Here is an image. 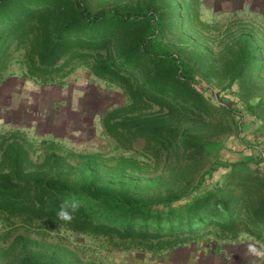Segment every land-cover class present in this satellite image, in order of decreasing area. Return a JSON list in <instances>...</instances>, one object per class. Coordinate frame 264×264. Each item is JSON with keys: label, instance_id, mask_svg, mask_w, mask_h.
Listing matches in <instances>:
<instances>
[{"label": "trees", "instance_id": "1", "mask_svg": "<svg viewBox=\"0 0 264 264\" xmlns=\"http://www.w3.org/2000/svg\"><path fill=\"white\" fill-rule=\"evenodd\" d=\"M201 3L110 0L93 7L89 0H0V85L16 73L17 63L23 77L45 85L64 83L73 66L82 65L125 99L101 116L110 145L123 151L115 157L77 153L61 138L37 140L21 128L0 135V264H120L111 254L115 249L130 258L136 251L164 258L180 246L242 234L263 247L264 169L250 166L254 155L244 163L209 161L192 190L185 184L152 197L138 190L141 176L156 169L142 157L151 156L156 166L182 157L201 168L216 154L220 147L212 134L191 133L186 125L217 109L231 113L222 89L264 67V37L254 26L219 51L218 65L206 62L212 49L190 48L195 40L212 41L203 30L218 27L202 19ZM205 64L209 70L219 66L221 82L227 81L219 91L199 79L197 67ZM220 162L228 177L238 176L241 193L226 190L221 177L211 178ZM143 181L149 189L159 178ZM21 228L42 235L64 228L83 239L74 248L61 236L48 242ZM80 248L95 259L85 262ZM133 259L129 264H139Z\"/></svg>", "mask_w": 264, "mask_h": 264}, {"label": "rangeland", "instance_id": "2", "mask_svg": "<svg viewBox=\"0 0 264 264\" xmlns=\"http://www.w3.org/2000/svg\"><path fill=\"white\" fill-rule=\"evenodd\" d=\"M108 1L110 0H89L93 7ZM215 1L201 0L202 19L218 26L203 30L205 35L211 36L212 41L206 42V39L203 38L195 40L196 42H192L190 48L212 49V54L209 57L205 56L206 62L209 64L216 62L218 65L219 51L226 48L228 43L233 42L239 31L244 32L246 28L254 26L259 29L264 37V19L248 10H225L227 5L222 6L223 10H210V4ZM227 26L234 33L230 30V34L224 38L223 35L225 36V34L223 33L226 32L224 30ZM197 45L201 46L198 47ZM205 52L207 54L206 50ZM77 63L75 60L74 64L77 65ZM215 67L209 70L206 64L204 66L198 65L197 70L199 79L204 86L210 83L214 86V90L219 91L227 81L221 82L223 79L218 75L220 74L218 72L219 66H217V70ZM13 69L16 73L0 86V135L21 128L30 137L37 140L43 137L48 139L61 138L67 147L77 153H94L103 155L104 158H110L123 152L122 149H116L110 145V139L105 137L100 124L104 110L125 102L123 92L119 88L106 86L104 81L91 75L82 65L75 68L73 66V69L64 78V83L55 85H45L23 77V69L18 63L13 66ZM17 77H20L25 83L19 81ZM206 78H209V82ZM19 82L22 83V87L16 91L15 85ZM221 94L226 99L225 102L231 107V113L224 109H217L211 117L200 121H191L186 125L191 133H199L203 136L212 134L211 139L218 143L220 150L209 156L204 165H200L201 168H196L191 161L182 157L171 156L167 158V161L162 160L157 163V166L151 156L142 157L144 162L153 166L154 169L156 168L152 172H145L143 178L155 176L159 178V182L153 186L154 188L150 186L148 189L143 181V174L140 178L141 186H138L141 194L151 197L155 196L154 194L164 196L170 189L183 190L185 184L188 190H192L201 180L204 170L210 167L209 161H217V158L221 159V162L237 161L244 163L251 155H254L255 157H251L253 160L250 162V166L258 170L262 166L264 169V159H259L261 155L264 158V67L259 68L253 74L252 79H245L242 84L237 83L232 88L222 89ZM156 109L155 107L154 110ZM49 114L51 115L49 116ZM135 148L140 151L142 144L137 143ZM41 153L42 150L40 149L36 156ZM125 154L138 156V153L134 151ZM260 160L263 161L262 164L256 166L255 163ZM70 161L77 164L80 162V157H71ZM221 162L211 178L221 177L223 182L220 185H223L226 190L234 188L238 193H241L243 188L236 184L239 180L238 176L228 177L225 174L228 167ZM243 167L248 168L245 164ZM79 176L77 173L74 178H79ZM206 180L210 182L208 176ZM20 230L31 238L44 237L48 242L57 241L58 236H61L65 240L64 242L74 248L83 239V237L73 235L64 228L60 230L55 228L43 235L34 229L21 228ZM227 240H217L216 238L210 239L209 242V239L206 238L203 243H193L186 247L180 246L170 252V254L177 253V256L164 257L159 262L162 264H170V262L181 264L191 256L190 261L196 264H223L232 261V264H255V260V262L252 260L244 262L242 261L244 258L241 260L239 256L235 257L234 260L232 254L222 253V250L227 248L225 242ZM255 242L257 243L258 240L254 237L242 234L239 243L251 245ZM259 243L263 242L259 241ZM4 245L7 246L8 243L5 241ZM81 250L85 262L95 259L91 250L87 248ZM246 251L248 252V250ZM111 254L116 256V260L120 264L134 263L135 259L133 258L136 257L139 264H156L155 260L158 259L153 258V256L142 255L139 251H136L135 255H129L132 258L126 256V253L116 251V249ZM10 260L11 257L5 260V263H9Z\"/></svg>", "mask_w": 264, "mask_h": 264}, {"label": "crops", "instance_id": "3", "mask_svg": "<svg viewBox=\"0 0 264 264\" xmlns=\"http://www.w3.org/2000/svg\"><path fill=\"white\" fill-rule=\"evenodd\" d=\"M225 5H227V7L224 8L225 10H234V9L248 10L251 13H256V14L260 15L264 19V0H219V1L216 0L214 3L210 4V6H211L210 9H212V10H217V9L223 10L222 6H225ZM17 78L19 81H23V80H21L20 77H17ZM23 83H25V82L23 81ZM15 86H16L15 89L17 91V90H19V88L22 87V83L19 82ZM225 242H226L227 248L222 250V253L224 252V253L232 254L234 260L236 259L235 257L239 256V258L241 260L244 258L242 260L244 262L249 261V260H252V261L255 260L256 261V262L254 261L255 264H264L263 247L261 245H259L258 242L257 243L255 242L254 244H251V245L241 244V243H239L240 238L235 239V240L229 239ZM246 250H248V252ZM170 252H172V251H169L165 257L177 256V253L170 254ZM217 256H219V255H217ZM161 259L163 260V257H158V259L155 260V263L156 264H162L159 262ZM190 260H191V256L188 257V259L183 261V263H181V264H196L194 262H191ZM232 262L231 263L224 262L223 264H232ZM170 264H173V262H170Z\"/></svg>", "mask_w": 264, "mask_h": 264}, {"label": "clouds", "instance_id": "4", "mask_svg": "<svg viewBox=\"0 0 264 264\" xmlns=\"http://www.w3.org/2000/svg\"><path fill=\"white\" fill-rule=\"evenodd\" d=\"M72 207H73V209H75L76 205L73 204ZM59 215H60L61 217H63L64 219H69V218H70V217L68 216V213L65 212V211H61V212L59 213Z\"/></svg>", "mask_w": 264, "mask_h": 264}, {"label": "bare ground", "instance_id": "5", "mask_svg": "<svg viewBox=\"0 0 264 264\" xmlns=\"http://www.w3.org/2000/svg\"><path fill=\"white\" fill-rule=\"evenodd\" d=\"M29 104V103H28ZM96 104V103H95ZM30 106V105H29ZM28 107V106H27ZM88 107V106H87ZM28 112V111H27ZM9 114V113H8ZM7 114V115H8ZM11 115V114H10ZM51 114H49V116H50ZM54 118V117H53ZM55 120V119H54ZM56 121V120H55ZM53 122V121H52ZM54 124V123H53ZM88 124V123H87ZM56 125H58V124H56ZM86 125V124H85ZM86 128H87V125H86ZM88 129V128H87Z\"/></svg>", "mask_w": 264, "mask_h": 264}]
</instances>
